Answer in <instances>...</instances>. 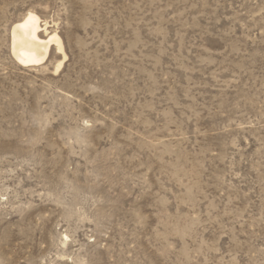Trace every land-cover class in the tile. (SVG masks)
<instances>
[{
  "label": "rangeland",
  "instance_id": "374dc122",
  "mask_svg": "<svg viewBox=\"0 0 264 264\" xmlns=\"http://www.w3.org/2000/svg\"><path fill=\"white\" fill-rule=\"evenodd\" d=\"M0 264H264V0H0Z\"/></svg>",
  "mask_w": 264,
  "mask_h": 264
},
{
  "label": "bare ground",
  "instance_id": "6f19581e",
  "mask_svg": "<svg viewBox=\"0 0 264 264\" xmlns=\"http://www.w3.org/2000/svg\"><path fill=\"white\" fill-rule=\"evenodd\" d=\"M49 23L35 13L28 11L22 20L15 22L12 29V54L23 67L39 66L47 63L53 52L62 56L57 61L55 71L64 65L67 53L57 31H49Z\"/></svg>",
  "mask_w": 264,
  "mask_h": 264
}]
</instances>
